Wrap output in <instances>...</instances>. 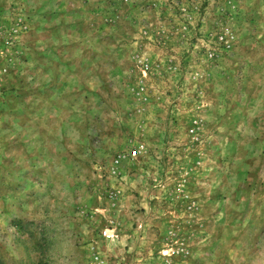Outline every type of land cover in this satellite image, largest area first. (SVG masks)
Listing matches in <instances>:
<instances>
[{
    "label": "rangeland",
    "instance_id": "374dc122",
    "mask_svg": "<svg viewBox=\"0 0 264 264\" xmlns=\"http://www.w3.org/2000/svg\"><path fill=\"white\" fill-rule=\"evenodd\" d=\"M0 264H264V0H0Z\"/></svg>",
    "mask_w": 264,
    "mask_h": 264
}]
</instances>
